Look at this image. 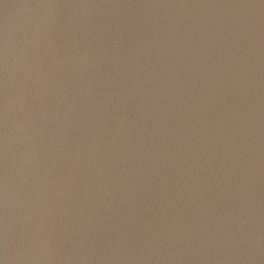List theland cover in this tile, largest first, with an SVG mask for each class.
Listing matches in <instances>:
<instances>
[{
  "label": "water",
  "instance_id": "water-1",
  "mask_svg": "<svg viewBox=\"0 0 264 264\" xmlns=\"http://www.w3.org/2000/svg\"><path fill=\"white\" fill-rule=\"evenodd\" d=\"M0 264H264V0H0Z\"/></svg>",
  "mask_w": 264,
  "mask_h": 264
}]
</instances>
